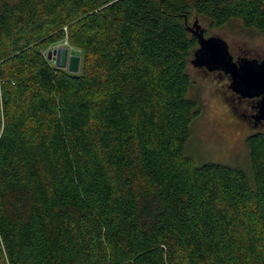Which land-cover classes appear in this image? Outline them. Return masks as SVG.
<instances>
[{"label":"trees","instance_id":"trees-1","mask_svg":"<svg viewBox=\"0 0 264 264\" xmlns=\"http://www.w3.org/2000/svg\"><path fill=\"white\" fill-rule=\"evenodd\" d=\"M191 14L264 36V0H0V264H264V131L185 155Z\"/></svg>","mask_w":264,"mask_h":264},{"label":"rangeland","instance_id":"rangeland-1","mask_svg":"<svg viewBox=\"0 0 264 264\" xmlns=\"http://www.w3.org/2000/svg\"><path fill=\"white\" fill-rule=\"evenodd\" d=\"M195 21L203 30L205 38L216 37L225 41L231 56L264 59V36L260 33L243 29L236 21L221 28H211L207 20L194 14H191L186 24L187 28H192ZM63 46L68 48V55L79 53L64 41L48 48L44 54ZM187 72L193 83L189 95L197 103V112L190 126L185 155L197 164L219 163L248 172L246 138L262 130L254 129L241 120V113H246L244 104L231 101V98L225 99L223 77L219 79L216 75L205 74L190 62Z\"/></svg>","mask_w":264,"mask_h":264},{"label":"water","instance_id":"water-1","mask_svg":"<svg viewBox=\"0 0 264 264\" xmlns=\"http://www.w3.org/2000/svg\"><path fill=\"white\" fill-rule=\"evenodd\" d=\"M186 20L184 23L186 24ZM197 41V48L190 60L194 68H205L208 72L222 71L229 76L230 88L242 98H260L255 120L264 121V59H241L233 61L225 41L216 37L205 38L197 22L187 28ZM47 58L56 68L77 74L80 67L78 55H68L66 46L47 53Z\"/></svg>","mask_w":264,"mask_h":264},{"label":"flooded vegetation","instance_id":"flooded-vegetation-1","mask_svg":"<svg viewBox=\"0 0 264 264\" xmlns=\"http://www.w3.org/2000/svg\"><path fill=\"white\" fill-rule=\"evenodd\" d=\"M232 58H233V61L235 62H238L241 59H250L248 57L240 56V55L235 56V57L232 56ZM256 60L258 62L261 61V59L260 60L256 59ZM198 70L205 74L211 75V76L216 75L218 76L219 79L223 77V79L225 80V85H224L225 86L224 87L225 99L231 98V101L244 104L246 113H241V116H240L241 120H243L245 124L249 125L250 127L254 129L259 128L262 131H264V121L255 120V116L257 115V110H258V102L260 98H255V97L254 98H242L239 94L232 91V89L230 88L229 76L222 71L208 72L205 68H198ZM234 109L235 108L233 107L232 110Z\"/></svg>","mask_w":264,"mask_h":264}]
</instances>
